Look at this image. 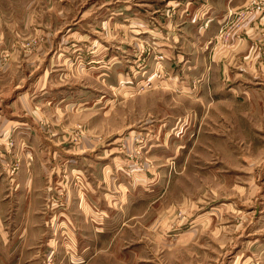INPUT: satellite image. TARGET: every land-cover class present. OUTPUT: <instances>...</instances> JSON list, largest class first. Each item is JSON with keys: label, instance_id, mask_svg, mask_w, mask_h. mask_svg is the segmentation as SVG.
Wrapping results in <instances>:
<instances>
[{"label": "rangeland", "instance_id": "374dc122", "mask_svg": "<svg viewBox=\"0 0 264 264\" xmlns=\"http://www.w3.org/2000/svg\"><path fill=\"white\" fill-rule=\"evenodd\" d=\"M58 1L72 13L58 16L68 24L52 33L38 19L50 22L53 16L23 14L26 0H0V182H17L26 160L22 155L31 163L36 154L42 155L41 173L32 177L33 198L28 201L40 207V216L37 223L31 216L25 221L26 228L39 225L20 235L14 227L23 224L17 207L1 209L10 240L15 233L19 241L7 260L264 264L260 60H250L254 71L248 77L223 81L228 70L244 68L241 59L220 68L212 56L164 63L165 56L153 45L131 43L120 30L129 28L132 16L120 21L123 26H114L113 12L129 13L142 0ZM51 5L48 0L42 6ZM231 8L209 42L211 54L218 48L225 52L234 38L244 40L238 31L264 15V0ZM76 24L80 30L67 37ZM99 36L103 45L106 38L112 41V51L116 41L131 43L125 50L128 57L122 62L118 56L113 61L109 55L99 57ZM250 54L252 59L259 55L256 48ZM17 119L23 120L22 128L40 136L39 143L15 138L21 131L12 121ZM58 150L79 153L82 157L76 159L89 164L96 176L92 170L87 178L86 172L69 173L73 159L62 158ZM78 160L73 164L84 166ZM98 179L107 197L100 235L92 223H85L82 206L69 207L66 191L57 186L64 184L79 194L86 183L94 180L97 185ZM3 188L0 199L6 196ZM70 228L78 233L73 250L67 248Z\"/></svg>", "mask_w": 264, "mask_h": 264}, {"label": "crops", "instance_id": "0c3cea01", "mask_svg": "<svg viewBox=\"0 0 264 264\" xmlns=\"http://www.w3.org/2000/svg\"><path fill=\"white\" fill-rule=\"evenodd\" d=\"M25 1V0H24ZM29 2L28 6L22 7L20 11L23 14L31 15V13L36 15H51L52 20L50 22L44 21L43 18L38 19L42 23V27H48L49 30L53 33V31L58 30L60 27L68 24L65 21H60L58 16H68L69 13H72V9L68 8L67 6L62 5L58 0H49L52 2V5L49 7L42 6L44 3L46 4L48 0H26ZM125 2H130L129 0H124ZM249 0H145V1H136L135 5L137 8H133V11L124 14L125 10L121 9V11L116 10L118 6H112V9L116 10L113 14L116 16H120L119 20L118 17H115V25L116 27H120L119 25L123 26L120 22L124 20L123 18H127L132 16L129 28L126 25L124 30L125 35L131 38L130 42L135 43L137 45L144 46L145 43L153 45L154 49L161 52L165 59L163 60L164 63H178V64H186L189 60L188 57L192 58V61H196V58L201 57H211L214 59L217 66L224 67L226 64L232 62L234 58L241 59L240 63L243 66L240 68L236 66L234 71H229L224 73L226 75L223 76V81L226 80L229 82L234 78H245L248 77L249 74L254 71L250 66L251 61H259L260 60V73L264 69V15L262 14L261 18H256L254 22L251 24H244L243 27L238 31V34L244 36V40H239V38H234L230 44L226 46L227 50L222 52L223 49L218 48L215 50L214 54L208 52L207 47L210 46L209 42L212 40L213 36L217 33L219 27L226 21L228 17V9L232 7H238L243 5L245 2L247 3ZM44 2V3H43ZM176 4V6H171L172 3ZM138 3V4H137ZM145 4V6H143ZM174 4V5H175ZM128 8V6H126ZM173 8L172 10L169 8ZM232 9V8H231ZM140 14H139V13ZM112 18V16L110 15ZM258 19V20H257ZM205 24H208L207 26ZM81 27L82 24L80 25ZM47 28V29H48ZM63 30L60 28V31ZM76 30H80L78 24L74 26V29L68 36H73ZM58 31V32H60ZM106 36V35H105ZM100 46L98 49L97 55L99 57L109 55V60L113 61V58L118 56V60L122 62V58L128 57L126 55L125 50L127 47H132L128 42H115L117 44L114 45L115 51H112L110 48L112 46L111 42L107 38L105 44L103 45V39L99 36ZM107 37V36H106ZM137 39V40H135ZM73 42L72 44H74ZM70 42L67 41V43ZM109 44V46H106ZM84 45V44H83ZM68 46V45H67ZM89 46L90 45H86ZM102 46V48H101ZM212 47V46H211ZM218 47V46H217ZM253 47V48H252ZM64 48V47H63ZM104 48V49H103ZM192 48V50H191ZM257 49L259 55L255 58H251V49ZM103 49V50H102ZM107 50V51H105ZM131 50V49H130ZM109 51V52H108ZM132 52V50H131ZM130 57H133L131 53ZM203 61L204 58H202ZM149 62H153V58L148 60ZM229 61V62H228ZM65 62V61H64ZM245 64L247 68H245ZM246 71H248L246 73ZM222 81V82H223ZM230 81V82H231ZM16 123V126L21 127L20 133H17L16 139L21 140L26 143H34L37 144L40 142L39 135H32L33 133H29L26 128H22L21 123L23 120L17 119L12 120ZM55 130V129H54ZM55 132H57L55 130ZM59 134V133H58ZM58 141L61 142L60 138ZM69 152L63 153L61 150H58V155L62 158H70L69 160L73 159V162L69 164V173L74 172L75 170L86 172L84 177H88L87 173L89 164H85L84 161H80L76 158L82 157L77 152ZM76 154V155H75ZM40 157L41 154H36V160L34 162H28L26 155H22L23 159H26L25 162L23 160V168L20 170L19 179L15 183H9L7 180H3L0 182V188L4 187L3 190L5 191V198L0 199V264H13V263H20L21 261L17 260H7L6 258L7 253H14L15 250H18L19 241H17V235L14 233L13 237L14 240H10L11 234L5 231L3 222L1 221V209L4 208H13L14 206L17 207V210H13L18 213V215H22L21 219H18L19 222H22L20 228L16 227L19 230V234L23 235V232L30 231L31 228L39 225L33 224L30 228H26L25 221H28V216L36 217L34 219L35 223H37V217L40 216L39 209L34 206H30L28 201L30 198H33L32 187L34 185L32 177L37 174L41 173L39 168L40 165ZM84 158V157H83ZM13 159V158H12ZM38 159V161H37ZM58 159V158H57ZM7 159L5 161H8ZM78 160V162L82 163L84 166L79 167L76 164H73ZM97 170V168L95 169ZM104 171V170H103ZM58 173V172H57ZM98 175V174H97ZM96 176V173L93 171V177ZM6 181L7 183H5ZM5 183V184H4ZM102 183V184H101ZM103 182L101 179H98L97 185L94 180L89 181L86 183L84 189L76 194L75 190L72 187H67L64 184H58L57 186H61V190L66 191V204L70 206H82L83 208V216L85 223H92L100 232L98 235L105 231V222L106 218L102 217L101 208L107 204V197L103 189ZM1 190V189H0ZM32 193V194H31ZM31 196V197H30ZM105 201V202H104ZM27 205H29V209H27ZM63 207V206H62ZM42 215V213H41ZM78 217V216H77ZM20 218V217H19ZM24 220V221H22ZM89 225V224H88ZM75 229H69L68 237L72 242H69L67 248L73 250L75 245L78 243L76 242L75 237L78 236V233H75ZM11 246V248L9 247ZM13 246V248H12ZM69 250V251H71ZM85 257L82 258V263L85 262ZM73 260L74 256H73ZM77 264H81L80 262Z\"/></svg>", "mask_w": 264, "mask_h": 264}]
</instances>
